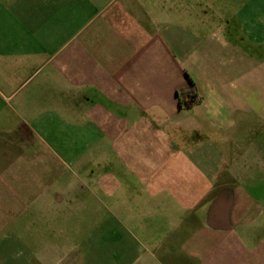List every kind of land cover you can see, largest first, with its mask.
Listing matches in <instances>:
<instances>
[{"label":"crops","instance_id":"crops-1","mask_svg":"<svg viewBox=\"0 0 264 264\" xmlns=\"http://www.w3.org/2000/svg\"><path fill=\"white\" fill-rule=\"evenodd\" d=\"M0 264H264V0H0Z\"/></svg>","mask_w":264,"mask_h":264},{"label":"trees","instance_id":"trees-1","mask_svg":"<svg viewBox=\"0 0 264 264\" xmlns=\"http://www.w3.org/2000/svg\"><path fill=\"white\" fill-rule=\"evenodd\" d=\"M199 103V98L195 93L194 85L190 82L189 86L180 91L178 95V104L181 109H190Z\"/></svg>","mask_w":264,"mask_h":264}]
</instances>
